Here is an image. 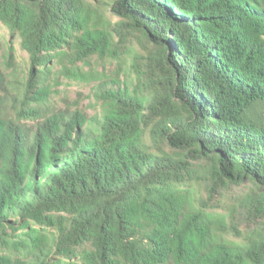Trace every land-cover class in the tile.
Returning <instances> with one entry per match:
<instances>
[{"label":"trees","instance_id":"trees-1","mask_svg":"<svg viewBox=\"0 0 264 264\" xmlns=\"http://www.w3.org/2000/svg\"><path fill=\"white\" fill-rule=\"evenodd\" d=\"M0 24V264H264V0H0Z\"/></svg>","mask_w":264,"mask_h":264},{"label":"rangeland","instance_id":"rangeland-1","mask_svg":"<svg viewBox=\"0 0 264 264\" xmlns=\"http://www.w3.org/2000/svg\"><path fill=\"white\" fill-rule=\"evenodd\" d=\"M0 35L2 37L1 41L6 44L10 42V36L1 24H0ZM6 46H8L6 44ZM15 61L17 65L21 67L23 71H27L28 69V54L24 52L18 42L15 41ZM7 49V48H6ZM112 64V65H111ZM106 65H111V68L116 70L117 64L116 63H108ZM58 93L56 94L59 102L61 104L64 103V96L68 99V102L71 106L78 107L80 106L83 110H88L90 115H94L93 108L90 107V94L92 85L87 83H75L70 82L68 80H62V84L58 88Z\"/></svg>","mask_w":264,"mask_h":264}]
</instances>
